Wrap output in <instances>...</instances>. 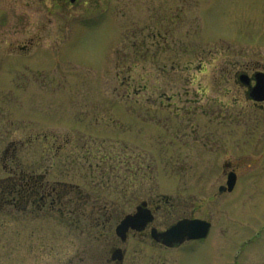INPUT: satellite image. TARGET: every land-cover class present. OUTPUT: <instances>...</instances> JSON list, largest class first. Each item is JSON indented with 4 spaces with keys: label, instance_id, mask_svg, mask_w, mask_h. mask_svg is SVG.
<instances>
[{
    "label": "rangeland",
    "instance_id": "rangeland-1",
    "mask_svg": "<svg viewBox=\"0 0 264 264\" xmlns=\"http://www.w3.org/2000/svg\"><path fill=\"white\" fill-rule=\"evenodd\" d=\"M263 69L264 0H0V175L89 196L1 215L0 264H107L142 200L157 230L209 232L132 244L122 264H264V101L238 76Z\"/></svg>",
    "mask_w": 264,
    "mask_h": 264
},
{
    "label": "flooded vegetation",
    "instance_id": "flooded-vegetation-1",
    "mask_svg": "<svg viewBox=\"0 0 264 264\" xmlns=\"http://www.w3.org/2000/svg\"><path fill=\"white\" fill-rule=\"evenodd\" d=\"M258 73V74H257ZM248 75V77L244 76V78H239L240 84H243V86L246 87L245 95L248 98V100L251 102L253 107H256L258 109L262 108V105L259 104L260 102L264 101H254L252 97H257L260 95V93L252 92L253 87L255 85H259L262 90L264 89V69L261 70H255L252 71L251 74L246 73V71L240 72V75ZM258 89V88H257ZM239 117V116H238ZM10 144L8 148L11 146ZM16 147H13V155L12 157H9L13 163L15 160V150ZM13 158V159H12ZM227 164V163H226ZM14 168H7L6 173L4 175H0V225H3V219L1 216L6 212H15V211H26L29 208H33L38 211H42L43 209L47 208L48 210H53L54 206L56 204L58 206H62L61 198L63 195L72 192L77 196L79 202L85 203L86 200H88L89 196L88 194H83L80 192V190L77 187L70 186V184L62 183L59 181H56L54 184L49 183V180L46 178V173L42 174H34V173H27L22 171L19 168V165L14 164ZM229 164H227L228 166ZM4 168H6V165H4ZM229 192V191H228ZM164 203L167 202L166 198H164ZM160 200L157 198L156 200L153 199V203H158ZM139 204V206H137ZM134 209L129 212L127 215L133 216L135 212L137 211V208L140 207L142 209H149L152 213L153 218L151 222L146 223L143 227H136L131 228L129 227L123 237L117 234L116 232V226L119 224V222L115 223L114 227V233L116 238L115 240H112V244L110 245L109 251L106 253V263L107 264H122L124 257L128 251V248L132 244H144L143 248L147 244H151L152 246H163V244L156 242L154 239H151L150 236V229L152 226V222L155 219V210L160 206V204H153V206L149 207V201L148 200H142L138 203ZM31 209V210H33ZM101 209V210H100ZM98 211L101 213L104 220H106L108 217L110 218V210L106 208H100ZM57 211V210H56ZM59 214H62V210L58 209ZM109 214V215H107ZM101 217V216H99ZM139 217H142V214H139ZM108 218V219H109ZM102 221L98 224L101 228L107 226L106 223L109 222ZM139 220V219H138ZM106 222V223H105ZM141 221L138 222V226H140ZM156 227V226H154ZM108 232V231H107ZM102 234V233H100ZM148 234V238L143 236ZM105 238H108L107 233L104 235ZM150 239V240H149ZM119 243L125 245L124 248H120ZM134 248V250L138 249V247ZM148 246V245H147ZM181 246V245H180ZM180 246H177L180 248ZM100 263V262H99Z\"/></svg>",
    "mask_w": 264,
    "mask_h": 264
},
{
    "label": "water",
    "instance_id": "water-1",
    "mask_svg": "<svg viewBox=\"0 0 264 264\" xmlns=\"http://www.w3.org/2000/svg\"><path fill=\"white\" fill-rule=\"evenodd\" d=\"M73 1V0H70ZM258 88V89H257ZM252 92L260 93L259 96L255 97L257 100L264 99V89L259 87V85H255ZM235 176L234 174H229L226 181V186H220L218 191L221 192L223 190L230 191L234 185ZM139 214H142V217H139ZM152 214L147 209H142L140 207L137 208V211L133 216L126 215L123 219H121L120 223L116 227V232L118 235L123 237L126 230L136 227H143L146 223L151 221ZM139 219V220H138ZM140 222V226H138V222ZM210 223L198 218H182L175 223L171 224L164 230L151 228V237L152 239L160 242L165 246H176L181 244L185 240H195L202 239L206 236L209 230Z\"/></svg>",
    "mask_w": 264,
    "mask_h": 264
}]
</instances>
